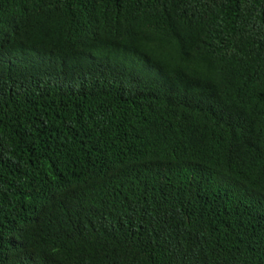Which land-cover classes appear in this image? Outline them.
<instances>
[{
    "label": "trees",
    "instance_id": "obj_1",
    "mask_svg": "<svg viewBox=\"0 0 264 264\" xmlns=\"http://www.w3.org/2000/svg\"><path fill=\"white\" fill-rule=\"evenodd\" d=\"M0 264H264V0H0Z\"/></svg>",
    "mask_w": 264,
    "mask_h": 264
},
{
    "label": "clouds",
    "instance_id": "obj_2",
    "mask_svg": "<svg viewBox=\"0 0 264 264\" xmlns=\"http://www.w3.org/2000/svg\"><path fill=\"white\" fill-rule=\"evenodd\" d=\"M187 128L188 129H192L193 131H195V128H193L192 126V121H189L188 124H187Z\"/></svg>",
    "mask_w": 264,
    "mask_h": 264
}]
</instances>
